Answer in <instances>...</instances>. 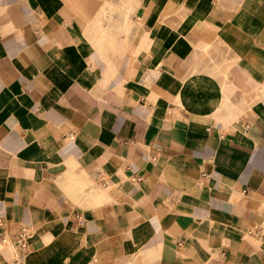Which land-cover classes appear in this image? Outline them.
Masks as SVG:
<instances>
[{"label": "crops", "instance_id": "0c3cea01", "mask_svg": "<svg viewBox=\"0 0 264 264\" xmlns=\"http://www.w3.org/2000/svg\"><path fill=\"white\" fill-rule=\"evenodd\" d=\"M0 264H264V0H0Z\"/></svg>", "mask_w": 264, "mask_h": 264}, {"label": "built area", "instance_id": "2783aa9c", "mask_svg": "<svg viewBox=\"0 0 264 264\" xmlns=\"http://www.w3.org/2000/svg\"><path fill=\"white\" fill-rule=\"evenodd\" d=\"M249 232L252 233L254 231L250 230ZM29 235L30 230L26 226H20L16 231L15 237L22 249L25 248Z\"/></svg>", "mask_w": 264, "mask_h": 264}]
</instances>
